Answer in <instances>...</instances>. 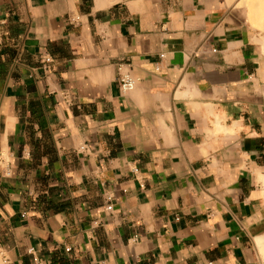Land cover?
<instances>
[{
    "label": "crops",
    "instance_id": "obj_1",
    "mask_svg": "<svg viewBox=\"0 0 264 264\" xmlns=\"http://www.w3.org/2000/svg\"><path fill=\"white\" fill-rule=\"evenodd\" d=\"M0 157V264H264V0H0Z\"/></svg>",
    "mask_w": 264,
    "mask_h": 264
},
{
    "label": "built area",
    "instance_id": "obj_2",
    "mask_svg": "<svg viewBox=\"0 0 264 264\" xmlns=\"http://www.w3.org/2000/svg\"><path fill=\"white\" fill-rule=\"evenodd\" d=\"M134 87V80L129 76V75H122L120 77V90L123 93H127L129 91H131ZM80 150H85V146L81 147ZM0 161H1V157H0ZM6 173L10 174V169L6 168ZM106 212L108 213H112L113 212V206L107 205L105 208ZM30 251H34V248H32ZM36 264H42L39 260H35Z\"/></svg>",
    "mask_w": 264,
    "mask_h": 264
},
{
    "label": "bare ground",
    "instance_id": "obj_3",
    "mask_svg": "<svg viewBox=\"0 0 264 264\" xmlns=\"http://www.w3.org/2000/svg\"><path fill=\"white\" fill-rule=\"evenodd\" d=\"M96 1L99 6L104 7V6L112 5L121 0H96Z\"/></svg>",
    "mask_w": 264,
    "mask_h": 264
}]
</instances>
